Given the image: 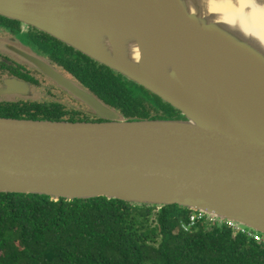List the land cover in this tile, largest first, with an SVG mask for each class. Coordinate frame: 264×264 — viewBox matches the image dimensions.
I'll return each instance as SVG.
<instances>
[{"label": "water", "instance_id": "water-1", "mask_svg": "<svg viewBox=\"0 0 264 264\" xmlns=\"http://www.w3.org/2000/svg\"><path fill=\"white\" fill-rule=\"evenodd\" d=\"M205 0H0L31 26L143 87L183 118L127 120L32 51L0 50L101 122L0 117V194L177 205L264 237V45ZM10 79L0 101L36 100ZM236 235V233L234 234Z\"/></svg>", "mask_w": 264, "mask_h": 264}, {"label": "trees", "instance_id": "trees-1", "mask_svg": "<svg viewBox=\"0 0 264 264\" xmlns=\"http://www.w3.org/2000/svg\"><path fill=\"white\" fill-rule=\"evenodd\" d=\"M77 54L84 62L56 61L75 83L127 120L177 119L180 113L157 96ZM9 105L0 103V117L63 120V108ZM192 212L177 205L136 206L104 197L55 201L0 194V264H264V245L234 235L227 226L197 223L184 231L182 224Z\"/></svg>", "mask_w": 264, "mask_h": 264}, {"label": "flooded vegetation", "instance_id": "flooded-vegetation-1", "mask_svg": "<svg viewBox=\"0 0 264 264\" xmlns=\"http://www.w3.org/2000/svg\"><path fill=\"white\" fill-rule=\"evenodd\" d=\"M49 37L52 38L51 36L31 26L0 16L1 40L8 41L7 43H10L11 45L14 44L20 49L32 51L34 54L45 58L54 68L59 71L60 74H62V76L72 82H76L77 80L72 75V73L61 66L59 61L56 60H58V58L68 60L69 62H84V60L78 59L79 55L74 49L72 51L70 50V47L55 40L54 38L50 39ZM10 79H16L29 84L33 89L36 90V100L15 97L11 101H6V97H3L1 98L0 103H8L12 105L22 102L28 104H37L40 107L49 109L52 107L57 109L63 108V120L57 122H71V119L76 120L77 122H83L85 120V122L103 121L102 119L93 115L92 110L86 105L77 101L67 92L55 86L41 72L30 68L28 65L19 63L11 56L10 53H5L0 50V85H4L5 82ZM30 113L33 114L31 111ZM174 117L177 119L182 118L180 114H176Z\"/></svg>", "mask_w": 264, "mask_h": 264}, {"label": "clouds", "instance_id": "clouds-1", "mask_svg": "<svg viewBox=\"0 0 264 264\" xmlns=\"http://www.w3.org/2000/svg\"><path fill=\"white\" fill-rule=\"evenodd\" d=\"M206 15L264 45V0H205Z\"/></svg>", "mask_w": 264, "mask_h": 264}, {"label": "built area", "instance_id": "built-area-1", "mask_svg": "<svg viewBox=\"0 0 264 264\" xmlns=\"http://www.w3.org/2000/svg\"><path fill=\"white\" fill-rule=\"evenodd\" d=\"M197 223H204L207 225H216L217 227H229L233 230L234 234H244L249 239L254 240L255 242L264 245V237L260 235H255L251 232L246 231L245 229L239 228L236 225L229 223V222H223L220 220H215L209 216H207L205 213L202 212H192L189 215L188 223L182 224V229L184 231H189L191 227L195 226Z\"/></svg>", "mask_w": 264, "mask_h": 264}]
</instances>
